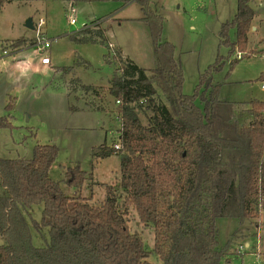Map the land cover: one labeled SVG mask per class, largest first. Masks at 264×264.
<instances>
[{
  "label": "trees",
  "instance_id": "16d2710c",
  "mask_svg": "<svg viewBox=\"0 0 264 264\" xmlns=\"http://www.w3.org/2000/svg\"><path fill=\"white\" fill-rule=\"evenodd\" d=\"M10 1L0 0V8ZM134 1L149 25L153 65L141 68L118 49L113 52L117 65L110 91L118 101V137L91 150L94 160L120 155L119 182L106 186L104 200L95 204L91 196L64 194L60 186L81 188L91 178L79 165L67 167L61 180L50 176L56 145L37 144L30 158H0V264H152V253L163 264H219L228 260L235 233L219 247L216 220L237 218L243 224L264 209V100L244 102L251 118L244 124L235 117L238 103L220 100L221 84L212 81L225 61L231 69L245 57L235 54L247 50L253 0H237L233 18L222 23L219 41L227 53L201 73L192 94L182 91L175 46L160 39L161 18L148 0ZM230 27L234 42L228 39ZM104 37V29L87 28L70 36L76 43ZM259 79L264 82V73ZM80 89L92 90L84 84ZM12 106L8 102L5 111ZM13 127L9 115L0 117V128ZM126 204L152 226V250L127 226ZM35 206H41L39 220L31 217ZM32 230H46L48 241L35 246Z\"/></svg>",
  "mask_w": 264,
  "mask_h": 264
},
{
  "label": "rangeland",
  "instance_id": "374dc122",
  "mask_svg": "<svg viewBox=\"0 0 264 264\" xmlns=\"http://www.w3.org/2000/svg\"><path fill=\"white\" fill-rule=\"evenodd\" d=\"M148 3L161 18L160 39L175 46V56L184 75L182 91L192 94L201 73L218 54L227 53L226 46L220 44L219 31L222 23L233 18L237 0H148ZM251 5L259 12L260 21L251 22L246 52L236 51L237 59L240 54L241 57L246 54L245 57L231 69L225 61L219 71L212 73L213 83L221 84L218 98L238 103L235 117L241 118L244 124L251 119L244 102L264 100L261 87L264 82L259 79L264 73V0H253ZM143 16L140 4L134 0H12L5 3L0 8V117L9 115L14 127L0 128V158H30L35 145H56L58 152L50 176L61 180L67 167L79 165L87 174L91 173V178L81 188L61 182L64 194L91 196V202L100 204L105 198L106 186L117 184L120 177L119 154L100 160H94L91 155L93 147L104 142L110 145L118 137L117 102L110 91L109 78L117 65L113 52L119 48L124 60H131L141 68L152 67L151 33ZM70 17L74 18V24L70 23ZM28 18H32V30L24 26ZM85 28L104 29L105 41L76 43L70 38ZM227 35L231 42L235 41L233 27ZM17 40L21 44L12 47L11 42ZM44 40L51 42L48 49L40 44ZM37 42L40 50L34 46ZM3 49L8 55H2ZM107 53L110 63L104 58ZM46 56L50 63L43 65L40 60ZM72 82L76 90L72 89ZM81 84L91 86L92 90L82 91ZM8 102L13 106L6 112ZM122 206L130 231L138 232L146 248L152 250V226L141 223L131 205ZM40 216L41 206H35L31 217L39 220ZM239 222L229 217L216 220L219 247L235 233L228 260L224 258L219 264H264V209L254 219ZM240 229L248 234L249 247L244 246L242 237L246 235ZM32 233L35 246H43L48 241L46 230L40 234L32 230ZM2 244L4 240L0 236ZM148 261L163 264L153 253Z\"/></svg>",
  "mask_w": 264,
  "mask_h": 264
},
{
  "label": "built area",
  "instance_id": "2783aa9c",
  "mask_svg": "<svg viewBox=\"0 0 264 264\" xmlns=\"http://www.w3.org/2000/svg\"><path fill=\"white\" fill-rule=\"evenodd\" d=\"M71 12H72V8H71ZM69 21H70V23H72V24L75 23V20H74V18H72V17H70V20H69ZM40 44H42V48H43V49H48V48L51 46V42H50L49 40H44V41H42ZM34 46H35L38 50H40V47H39V43H38V42L35 43ZM1 53H2L3 56L8 55V52H7L5 49H3V50L1 51ZM239 58H241V54H240ZM263 59H264V56H263ZM40 62H41L42 64H48V63H50V59H49L48 56H46V57L41 58ZM261 87H262V89L264 90V83L261 85ZM117 102H118V101H117ZM115 147H118V145L116 144ZM242 247H243V246H241L240 248H242Z\"/></svg>",
  "mask_w": 264,
  "mask_h": 264
},
{
  "label": "crops",
  "instance_id": "0c3cea01",
  "mask_svg": "<svg viewBox=\"0 0 264 264\" xmlns=\"http://www.w3.org/2000/svg\"><path fill=\"white\" fill-rule=\"evenodd\" d=\"M253 8V7H252ZM253 10H254V12H255V16H254V18H253V21L255 22V21H260V18L258 19L257 18V16L259 15V12H257L254 8H253ZM253 28H255L256 29V26L255 27H253ZM257 30V29H256ZM118 50H119V48H117ZM120 51V50H119ZM120 55H121V53H120ZM43 65H47V64H43ZM118 126V125H117ZM257 226V228L259 229V228H261V227H259V225H256ZM237 231L239 230V228H237L236 229ZM235 230V231H236ZM240 231H241V229H240ZM242 232V235L244 234V235H246V236H244V237H242V238H245V241H244V246L245 247H249L250 246V242L249 241H247L246 239L248 238V234H245V232L244 231H241ZM234 233V232H233ZM248 233V232H247ZM258 235V234H257ZM242 238H240V239H242ZM239 239V240H240ZM237 244H239V241H237ZM260 246V245H259ZM239 247V246H238ZM238 249V248H237ZM264 254V253H263Z\"/></svg>",
  "mask_w": 264,
  "mask_h": 264
},
{
  "label": "water",
  "instance_id": "95a60500",
  "mask_svg": "<svg viewBox=\"0 0 264 264\" xmlns=\"http://www.w3.org/2000/svg\"><path fill=\"white\" fill-rule=\"evenodd\" d=\"M24 26L30 30L34 29V26L32 23V18H28L27 21L25 22ZM109 78H111V75H109Z\"/></svg>",
  "mask_w": 264,
  "mask_h": 264
}]
</instances>
